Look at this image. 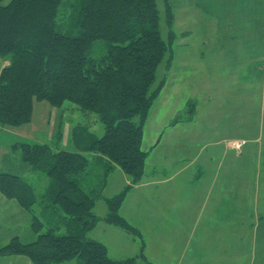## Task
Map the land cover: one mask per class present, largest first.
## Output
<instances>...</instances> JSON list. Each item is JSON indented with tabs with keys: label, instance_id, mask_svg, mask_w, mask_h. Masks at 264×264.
Returning a JSON list of instances; mask_svg holds the SVG:
<instances>
[{
	"label": "trees",
	"instance_id": "1",
	"mask_svg": "<svg viewBox=\"0 0 264 264\" xmlns=\"http://www.w3.org/2000/svg\"><path fill=\"white\" fill-rule=\"evenodd\" d=\"M6 1L0 0V58L10 65L0 74V132L11 134V129L30 124L36 99L56 108L76 105L96 116L105 134L97 138L87 126L76 127L77 153L21 136L12 145L21 168L44 174L50 184L39 199L29 182L0 170V194L31 216L36 235L30 245L12 240L0 249V257L21 256L32 264H151L140 233L119 210L145 175L149 153L142 150L144 129L164 82L154 91L152 87L174 40L171 4L165 0L167 44L157 0ZM98 41L106 43V53L94 57L90 53ZM172 60L170 55L168 69ZM89 155L98 156L102 171L118 168L132 181L119 195L105 199L109 211L103 219L94 213L99 192L85 190V183L92 185ZM101 221L140 239V255L111 259L107 247L90 236Z\"/></svg>",
	"mask_w": 264,
	"mask_h": 264
},
{
	"label": "rangeland",
	"instance_id": "2",
	"mask_svg": "<svg viewBox=\"0 0 264 264\" xmlns=\"http://www.w3.org/2000/svg\"><path fill=\"white\" fill-rule=\"evenodd\" d=\"M10 1L7 0L6 4ZM168 2L174 13L172 29L174 40L165 61L158 68L156 82L152 87L154 91L164 82L163 89L149 111L142 144V150L148 151L155 168L147 166L146 162L140 188L132 186L119 210V215L140 233L146 244L144 254L151 264H187L194 261L190 254L196 248V239L193 249L190 248L192 243L187 244L184 240L186 216L185 207L179 202L181 193L168 186L172 181L163 183L162 187L156 184L161 177L169 173L159 172L163 165L160 164V156L153 154L155 151L153 147L158 143L166 145L165 151L167 149L174 151L178 145L174 137L183 139L189 132V124L185 122H192L194 119L199 130L203 127V121L213 124L215 131H220L227 137L224 139L225 142L236 140L242 135V131L234 127L237 109L235 102L241 108L246 105L249 89L253 90L255 86L264 89V73H257L254 69L259 67L264 71V0H168ZM157 6L160 11L161 37L169 44L170 29L167 25L165 0H157ZM91 52L93 53L90 55L94 57L104 55L106 43L96 42ZM170 55L174 56L175 61L171 62L172 67L168 69ZM33 107V119L30 124L11 129V134L6 130L0 132V170L16 174L29 182L40 199L50 181L42 173L21 168L20 155L14 154L11 149L15 142L21 140L20 136L54 148L57 143L59 150L77 153L79 151L73 142V130L76 127L87 126L90 133L97 138L104 136L105 128L96 116L84 114L76 105L69 102L62 108H56L47 101L34 99ZM230 113L232 124L231 127H226L225 132L224 119ZM257 119L259 121L257 137L260 141L255 147L263 151L261 153L263 168L260 171L256 170V177L259 194L264 200V110L258 108ZM59 133L62 135L60 139ZM229 145L232 147L230 150L234 152L253 146L251 143L240 142ZM235 145L240 147L237 149ZM211 150L213 149L207 152ZM174 158L181 160L183 155L178 153ZM89 159L92 163L90 167L92 185L85 183V188L88 189H84L90 193L99 192L100 199L96 201L94 213L103 219L109 211L104 199L119 195L126 187L132 185V181L118 168L108 174L102 171L98 167V156L89 155ZM201 164L202 160L194 163L192 170L198 171ZM164 166L169 169V163H164ZM232 175L233 173H226V176ZM181 178L184 179L185 176ZM126 180L129 184H126ZM163 188H168V192L172 193V196L167 198L172 200L170 205H166L164 210L166 213L160 216L158 214V218L153 216L152 211L157 205H165L158 191ZM182 200L185 201V196H182ZM171 208L174 215L171 214ZM35 210L41 214L40 205H37ZM59 214L63 216L60 211ZM140 222H143L142 226ZM173 222L180 226V234H170ZM93 231L90 236L107 247L113 260L138 257L141 253L140 239L115 226L101 221ZM64 234L65 230L59 232V235ZM232 242L222 241L225 248L216 245L213 247L215 253L224 255L219 264H259L260 256L246 260L251 255L245 256L244 247L242 255L238 253L239 243ZM207 243L208 241H203L199 245ZM200 256L202 252L201 255H196L198 264H210L203 259L199 261ZM189 258L193 261L191 259L188 261ZM196 262L193 264H197ZM65 264L82 263L74 260Z\"/></svg>",
	"mask_w": 264,
	"mask_h": 264
},
{
	"label": "crops",
	"instance_id": "3",
	"mask_svg": "<svg viewBox=\"0 0 264 264\" xmlns=\"http://www.w3.org/2000/svg\"><path fill=\"white\" fill-rule=\"evenodd\" d=\"M174 61L173 56L172 63ZM9 65V60L0 58V74ZM254 69L257 73H264L262 68L254 67ZM248 92L246 105L240 108L235 102L237 109L234 115V127L242 131V135L236 140L225 142L224 139L227 137L220 131H215L213 124L206 121H203V127L199 130L194 119L192 122H185L189 124V132L184 135L183 139L174 137L178 144L174 151L170 149L165 151L166 145L156 144L155 146L153 154L160 156V164L163 165L159 172L169 173L161 177L159 183L156 184L162 187L163 183L167 184L172 181L168 186L174 187L181 193L179 202L185 207L186 216L184 240L187 244L192 243L190 248L193 249L196 239V248L190 254L195 262L196 255H201L202 252L199 261L203 259L204 262L208 261L210 264H219L224 255L215 253L213 247L216 245L225 248L222 241L239 243L238 253L242 255L244 247L245 256L251 255L246 260L260 256L259 264L264 262V200L259 194L256 177V170L260 171L263 168V155L261 154L263 151L255 147L260 141L257 137L259 126L257 110L258 108L264 110V89L261 90L255 86ZM230 124H232L231 113L224 119L225 132H227L226 127H231ZM233 142L251 143L253 146L245 150L242 147L240 152H234L230 150L232 147L229 145ZM209 149L213 150L207 152ZM178 153L183 155L181 160L174 158V155ZM200 160H202L201 168L198 171L192 170L193 164ZM164 163H169V169L165 168ZM214 165L216 167L212 168L211 166ZM147 166L155 168L150 155ZM226 173H233V175L226 176ZM183 176H185L184 179L181 178ZM126 184H129V181L126 180ZM140 184L136 185L137 189L140 188ZM167 189L158 190L160 199L165 202V205H157L152 211L154 217H158V214L159 216L165 214L166 205L171 203L172 198H167L172 196V193H169ZM182 196H185V201L182 200ZM171 214L174 215L172 208ZM32 223L31 216L16 201L8 200L0 194V249L15 239L19 240L22 245L35 243L36 235L32 229ZM142 223L140 222L141 226ZM173 223L170 234H180V226ZM203 241H208V243L199 245ZM0 264L32 263L25 257L12 256L0 257Z\"/></svg>",
	"mask_w": 264,
	"mask_h": 264
},
{
	"label": "built area",
	"instance_id": "4",
	"mask_svg": "<svg viewBox=\"0 0 264 264\" xmlns=\"http://www.w3.org/2000/svg\"><path fill=\"white\" fill-rule=\"evenodd\" d=\"M239 147H240L239 145H235V148H237V149H238Z\"/></svg>",
	"mask_w": 264,
	"mask_h": 264
}]
</instances>
